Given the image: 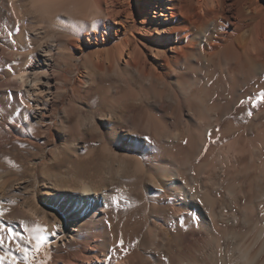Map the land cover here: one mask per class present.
<instances>
[{
    "label": "bare ground",
    "instance_id": "obj_1",
    "mask_svg": "<svg viewBox=\"0 0 264 264\" xmlns=\"http://www.w3.org/2000/svg\"><path fill=\"white\" fill-rule=\"evenodd\" d=\"M23 1L26 0H0V13L3 14L1 17H4L10 29L18 22L15 4ZM119 2L28 0L30 11L41 18V22L47 21L52 26V45L42 51L43 67L48 71L55 70L52 71L54 74L51 80L46 83L47 87L52 85L54 90L59 89L58 85L66 77V67L71 64L75 66L79 62L80 52L77 46L83 37L85 42L95 40L101 46L107 47L104 52H96L92 57L85 56L84 65H92V70L86 68V76L90 81L93 82L96 76L105 73L126 71L138 84L137 91L130 89L114 96L103 95L101 101L109 115L116 117L118 112V120L127 124L129 122L130 127H133L136 123L130 116L136 109L153 114L154 117L149 115L146 119L147 124L142 121L140 124L144 125L148 135L158 140L164 135L173 134L174 124L168 120L167 113L176 110V118L187 132V138L183 142L179 140L180 134L172 135L178 151L177 156L182 163L174 161L169 167L149 165L148 161L125 156L132 163L135 176L149 179L153 186L160 189L163 197L176 198L177 201L173 204L177 211L175 217L188 209L197 213L195 228L203 231L205 237L192 236L197 244L195 251L190 254L187 251H177L174 252L175 255L172 252L170 255L175 256L176 262L172 258L171 262L264 264V260L260 261V253L264 248V228H254L253 233L261 242L260 249L257 245L254 246V241L247 243L248 229L238 227L219 232L212 230L215 214L206 215L202 205H212L213 201L206 193L208 190L205 192L204 189L203 193L196 194L185 183V176L191 172V166H188L195 161L202 143H205L204 139V142L200 141L202 136L200 140H195L190 133L194 118H201V121L204 119L209 123L215 112H218L219 118L230 115L231 109L240 104L243 94L253 87H258L255 96L264 105V0H137L140 21L130 35H127L131 28L129 24L118 20L121 26L115 25L119 15ZM76 18L82 23H96L100 19L104 29L92 26L83 31L84 33L77 32V28L76 31L66 24ZM12 42L13 49L9 46L8 38H0V104L6 103V98L11 97V107L27 113L33 107L37 108L38 97L44 86L42 87V81L33 74L36 68H29L35 62L34 59L31 56L24 58V54L17 50V41L13 39ZM86 49V46H81V53ZM48 56L53 58L52 62L48 60ZM40 60H36L35 67H38ZM81 86V81L76 83V88ZM24 92L28 95V103L24 100ZM188 107L189 110L192 109V114L187 111ZM2 124L9 125L5 119L0 118V126ZM3 137L0 135V141H3ZM32 137L35 138L34 135ZM239 143L235 140L224 147L210 144L197 171L224 166L229 160L235 161V155L239 153L241 146ZM156 158L157 156L152 155L149 159L157 160ZM3 176L0 175L1 203L9 187L8 180ZM234 188L235 186H229L227 193L234 195ZM36 193L34 184L30 190L33 203L37 199ZM211 198L216 200L212 196ZM44 201L47 206L44 219L57 227L56 233L51 234L52 237L56 239L59 235L63 236L60 242H54V252L63 245L75 242L77 248L65 256L66 263L84 264L94 259H103L105 264L108 261L112 251L111 236L108 232L101 233L97 229L103 220V215L98 214V211L107 207L104 197H99L90 185L82 183L77 193H62L58 198ZM27 214L33 220L39 215L35 207L29 209ZM147 216L148 211L145 210L143 217L129 221L128 230L137 229L147 236L151 242L150 250L154 249V253L162 246L171 253V231L164 225L150 221ZM239 218L233 217V220L237 223ZM230 240H233V250H230ZM42 251L43 247L40 252ZM135 258L140 263L143 261L139 254L137 257L130 254L122 259L126 260L124 264H134Z\"/></svg>",
    "mask_w": 264,
    "mask_h": 264
},
{
    "label": "rangeland",
    "instance_id": "obj_2",
    "mask_svg": "<svg viewBox=\"0 0 264 264\" xmlns=\"http://www.w3.org/2000/svg\"><path fill=\"white\" fill-rule=\"evenodd\" d=\"M119 1V15L115 25L121 26L120 22L129 24L131 28L127 35H130L134 26L139 25L137 12L140 6L137 0ZM27 2H16L18 22L13 25L14 28L8 27L0 13V38H8L11 49L13 39L16 40L17 50L24 54V58L31 56L34 59L35 62L29 68H36L33 74L42 81L44 89L39 94L37 108L35 106L27 113L11 107V97L6 98V103L0 104V118L9 123L0 126V135L4 136L3 141H0V175H4L9 185L3 203L0 202V264H68L66 257L77 248V243L66 244L57 248L56 252L53 251L54 242H60L63 236L59 235L56 239L52 237L57 227L44 219V212L47 211L44 200L58 198L62 193H77L82 183L90 185L96 195L107 201V207L98 211V214L103 215V220L97 226L99 232H108L112 239V251L105 264H124L126 260L122 258L130 254L143 257L141 263L135 258L134 264H174V252L190 254L197 246L193 237H205L203 231L195 228L197 213L188 209L175 217L177 211L173 204L176 198L163 197L160 189L153 186L149 179L135 176L133 165L125 156L148 161L149 165L169 167L174 161L182 163L177 156L172 135L178 133L179 140L184 141L187 132L176 118V110L167 113L168 120L174 124L173 134L164 135L158 140L148 135L144 125L140 124V121L147 124L146 119L150 115L144 110L136 109L132 112L130 119L136 123L134 128L130 127L129 122L127 124L118 120V112L116 117H111L102 104L103 95L114 96L130 89L137 91V80L128 72L119 71L96 76L95 82H91L86 76V68L92 70V65H84V58L92 57L96 52H104L107 47L95 40L85 42L84 37L77 46L79 62L75 66L71 64L66 67V77L58 85L59 89L54 90L52 85L47 87L46 83L51 80L54 74L52 71L55 70L48 71L43 67L42 51L52 45V26L47 21L41 22V18L30 11ZM77 19L66 23L76 31L78 29L77 32L84 33L92 26L104 29L100 19L96 23H82ZM81 46L87 48L82 53ZM39 59L38 68L35 66ZM48 60L52 62L53 58L48 56ZM80 81L82 86L76 88V83ZM257 88H249L243 94L240 104L231 109L230 115L219 118L218 112H215L209 123L194 118V127H191L190 133L195 140H200L202 136L200 141L202 143L204 139L205 143H202L195 161L188 166H191V172L185 176V183L196 194L208 190L206 193L213 201L212 205H202L206 215L215 214L212 230L219 232L238 227L248 229L247 243L254 241V246L260 249L261 242L253 234L254 228H264V105L255 96ZM24 95L26 101L28 95L25 92ZM191 110L187 108L190 114ZM150 116L154 117L153 114ZM235 140L241 145L235 161H226L224 166L207 169L203 173L197 171L210 144L224 147ZM152 155L157 156V160H150ZM34 184L37 188L35 203L30 195ZM231 185L235 186L236 195L227 193ZM33 207L39 213L34 220L27 214ZM145 210L148 211L147 218L150 221L164 225L171 231V253L163 249V246L156 253L154 249L152 252L147 236L137 229L128 230L129 221L143 217ZM233 217H240L239 221L237 219L236 223ZM229 242L230 250H233V240ZM42 247L43 251L40 252ZM172 252L174 255H170ZM263 253L264 248L260 253V261L264 260ZM171 258L175 262H171ZM103 262V259H94L85 263Z\"/></svg>",
    "mask_w": 264,
    "mask_h": 264
},
{
    "label": "snow or ice",
    "instance_id": "obj_3",
    "mask_svg": "<svg viewBox=\"0 0 264 264\" xmlns=\"http://www.w3.org/2000/svg\"><path fill=\"white\" fill-rule=\"evenodd\" d=\"M9 236L11 237V230H9ZM0 243H2V240H0Z\"/></svg>",
    "mask_w": 264,
    "mask_h": 264
}]
</instances>
